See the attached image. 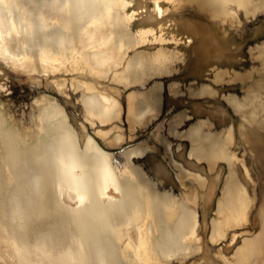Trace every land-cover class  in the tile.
Masks as SVG:
<instances>
[{
	"label": "bare ground",
	"instance_id": "bare-ground-1",
	"mask_svg": "<svg viewBox=\"0 0 264 264\" xmlns=\"http://www.w3.org/2000/svg\"><path fill=\"white\" fill-rule=\"evenodd\" d=\"M153 1L154 13L161 16L160 0ZM189 1L197 2L214 17H230L232 5L243 9L248 17L264 11V0ZM129 3L0 0V59L26 72L39 70V74L56 72L68 64L100 79L115 71L114 78L125 86L173 74L175 62L182 57L179 52L160 49L128 56L129 50L143 44L146 34L152 32L146 29L135 34L129 30L134 16L126 11ZM199 51L200 61L206 63L209 46L205 43ZM257 58L262 62L263 73L264 50ZM57 84L62 86L65 82ZM161 85L156 83L147 92L130 94L128 118L133 125H143L157 116L162 103ZM76 87L83 89L81 101L87 117L101 125L119 118L122 108L115 96L99 92L84 81ZM224 97L233 106L228 95ZM249 103L253 105L255 98ZM38 116L40 134L29 142L7 123L0 109V264H165L177 255L192 254L198 240L199 213L186 202L178 201L174 193L159 190L146 171L133 162L150 147L139 144L130 149L125 167L119 171L112 162V152L104 151L95 138L89 137L81 147L79 137L56 103L42 107ZM174 118L172 134L191 141L204 133L206 122L214 126L210 119L201 118L185 135L176 126L189 117L181 112ZM232 126L208 133L210 139L219 136L213 147L192 146L189 152L190 157L206 162L210 171L220 162L228 166L212 224L213 242L224 238L230 229L244 226L255 204V197L239 176L237 164H242L248 179L250 170L228 145L226 130ZM100 131L103 136L110 132ZM240 133L242 138L247 137L242 128ZM259 138L247 142L252 152L264 148V133ZM120 139L123 138L117 136L116 142ZM162 141L171 151L170 141ZM259 160H264V153ZM175 165L186 174L182 166ZM158 171L164 174L163 169ZM196 177L204 187L206 180L199 174ZM194 199L189 198L191 202ZM243 242L234 253V264H250L254 256V264H264V246L258 249L259 239Z\"/></svg>",
	"mask_w": 264,
	"mask_h": 264
},
{
	"label": "rangeland",
	"instance_id": "rangeland-1",
	"mask_svg": "<svg viewBox=\"0 0 264 264\" xmlns=\"http://www.w3.org/2000/svg\"><path fill=\"white\" fill-rule=\"evenodd\" d=\"M129 2L126 11L134 13L129 30L135 34L146 29H151L152 32L146 34L143 44L130 49L128 56H133L135 52L154 53L160 49L179 52L182 57L175 62L173 74L153 77L154 79L141 85L125 86L114 78L115 71L109 74L110 77L100 79L75 70L68 64L56 72L39 74V70L38 73L26 72L23 68H16L11 62L0 59V109L4 112L7 123L31 142L40 134V109L50 102L56 103L79 137L81 147H84L89 137L95 138L104 151L112 152V162L119 171L124 169L130 149L139 144L150 147L143 156L133 158V162L146 171L159 190L174 193L179 198L178 201L186 202L199 213L196 233L198 240L193 244L195 252L192 251V254L185 257L177 255L178 257L171 258V262L165 264H234V253L243 241L258 238V249L264 246V160H259L264 148L255 152L250 150L240 133L241 118L228 105L224 96L236 94L243 97L254 81L261 78L262 62L257 56L258 46H264V11L256 17H248L243 9L232 5L230 12L233 13H230V17H214L201 9L195 1L160 0L163 12L158 16L153 11V0ZM205 43L211 50L206 63L199 59V49L203 50ZM219 72H222V78L215 81ZM250 73L252 77L247 76ZM81 81L93 85L99 92L115 96L121 104V117L105 125L87 117L81 101L83 89L76 87ZM59 82L65 84L58 86ZM156 83L162 84L161 110L143 125H133L128 118L130 94L147 92ZM204 85L216 89V96L192 95ZM181 112H186L189 118L182 125L176 126L180 133H185L201 118L210 119L216 131L233 124V149L250 170L251 177L248 179L242 164H237L241 180L250 195L255 197L248 223L230 229L218 242H213L210 237L213 220L217 217V203L229 172L228 166L220 162L214 171H210L206 162L190 157V142L171 132L174 117ZM100 130L103 133L110 132L103 136ZM117 136L123 139L116 142ZM162 138L170 141L171 151L167 150ZM175 162L185 169L186 174L182 173ZM160 169L164 170V174L159 173ZM198 174L206 180L204 187L197 180ZM187 195L189 198L194 196L197 200L191 202ZM255 259L256 256L252 257L249 263L254 264Z\"/></svg>",
	"mask_w": 264,
	"mask_h": 264
},
{
	"label": "flooded vegetation",
	"instance_id": "flooded-vegetation-1",
	"mask_svg": "<svg viewBox=\"0 0 264 264\" xmlns=\"http://www.w3.org/2000/svg\"><path fill=\"white\" fill-rule=\"evenodd\" d=\"M258 49L259 52H262L264 50V46L263 47L258 46ZM260 73H261V78L254 81L253 85H251L246 90V93L243 97L237 96L236 94L228 95V100L233 104L231 108L241 118L242 123L240 128H242V131H244L247 135L246 138H243L246 142L258 141L260 139L259 135L264 133V130H256L258 128H264V72L263 73L260 72ZM247 76L252 77V74L250 73V75L248 74ZM221 78H222V72L220 74H216L215 81H219L221 80ZM209 89H210V93L208 95L207 93ZM216 94H217V90L208 85H204L201 87V89L198 92L192 93V95L210 96V97H215ZM251 98H255V103L253 105L249 103ZM255 109H258V113H254ZM183 116L188 117L186 112H183ZM188 130L184 133L185 135H187ZM213 130H215L214 126L209 122H206L204 124V133H199L196 141H191L190 139L188 140L190 142V148L192 146L198 148L213 147L214 142L219 137L218 134H216L210 139L208 133ZM226 131L228 133V136L230 137V139L228 140V145L233 149L235 143L234 126L230 127ZM184 137L187 139L186 136ZM232 154L237 155L236 152H233Z\"/></svg>",
	"mask_w": 264,
	"mask_h": 264
}]
</instances>
